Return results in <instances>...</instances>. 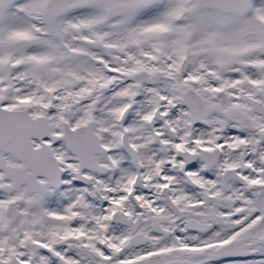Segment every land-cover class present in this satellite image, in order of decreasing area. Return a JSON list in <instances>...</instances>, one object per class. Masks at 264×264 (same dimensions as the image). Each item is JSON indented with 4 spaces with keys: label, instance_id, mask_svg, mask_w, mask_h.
<instances>
[{
    "label": "snow or ice",
    "instance_id": "snow-or-ice-1",
    "mask_svg": "<svg viewBox=\"0 0 264 264\" xmlns=\"http://www.w3.org/2000/svg\"><path fill=\"white\" fill-rule=\"evenodd\" d=\"M0 264H264V0H0Z\"/></svg>",
    "mask_w": 264,
    "mask_h": 264
}]
</instances>
